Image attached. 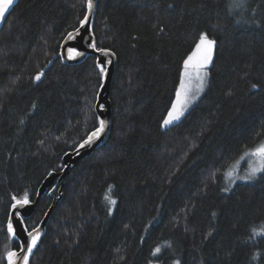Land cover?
Returning <instances> with one entry per match:
<instances>
[{
    "label": "trees",
    "instance_id": "1",
    "mask_svg": "<svg viewBox=\"0 0 264 264\" xmlns=\"http://www.w3.org/2000/svg\"><path fill=\"white\" fill-rule=\"evenodd\" d=\"M231 2L99 0L97 47L118 57L111 135L72 169L61 200L46 194L26 220L34 229L55 206L30 264H264V173L227 182L264 143V0ZM86 14V0H19L0 30V264L18 250L12 197L35 201L99 126L97 59L61 57ZM201 33L216 40L208 86L165 129Z\"/></svg>",
    "mask_w": 264,
    "mask_h": 264
},
{
    "label": "snow or ice",
    "instance_id": "2",
    "mask_svg": "<svg viewBox=\"0 0 264 264\" xmlns=\"http://www.w3.org/2000/svg\"><path fill=\"white\" fill-rule=\"evenodd\" d=\"M14 0H0V22H3L5 19L6 13L9 12V9L13 6ZM244 6V0H232L231 7L239 8ZM86 7L89 14L93 9V0H86ZM88 20V16H85L82 24L86 23ZM79 30H77L78 32ZM69 38H72V33H69ZM216 45V40L209 38L207 33H201L199 37V41L195 46L194 51L189 55V57L184 62V72L182 74V78L180 81V85L178 90L176 91V99L172 104L170 111L168 112L167 118L163 121L165 126L171 124L173 121L179 120L180 117L184 114L186 107L196 98V96L190 95L191 87L186 84L185 78L190 79V74L188 72L189 67H193L197 70L206 69L208 65L211 64L213 53ZM92 48L96 49L95 44L90 45ZM104 56H108L109 54L115 55V53L111 52L108 49L99 48L96 49ZM69 58L75 59L77 56H83L84 53L78 51L75 48H70L67 50ZM106 63H111V61H106ZM97 68L99 69V73L101 77H105L107 75V69L104 64H101L97 61ZM208 73L204 71L202 74L197 71L196 80L198 81L196 85V94L203 90V87L206 82V77ZM43 76V72H39L34 79L39 81ZM258 85L253 84L252 88H257ZM35 107V106H33ZM106 127V122L101 119L99 121V126L95 131L91 132V134L84 140V142L80 145V147H84L85 145H90L95 139H97L100 134L104 131ZM247 157H256L257 164L254 167H250L247 175L240 177L243 180H251L254 179L258 174L264 173V143H260L256 145L253 149L244 153ZM228 175L231 177V173ZM227 190V189H226ZM110 191V189H109ZM12 199L15 203L12 204V209L16 210L17 221L16 225L22 227V230L27 233V239L21 238L20 234L17 232L16 225L13 223V219L9 217L7 223V232L10 236L17 241L18 251L12 250L7 251L4 260L6 264H30V256L32 255L33 249L37 245V241L40 238V234L36 231L34 235L33 232L27 231L26 226L23 225L24 216L20 213L19 209L23 208L25 205L30 203V199L27 193L24 194L22 199H17V197L13 196ZM106 199L109 200L111 204H115L116 201L111 199L110 196H106ZM19 206V208H18ZM211 235V233H209ZM161 252V248L158 246L154 249L153 255H158ZM175 264H180V261L177 260Z\"/></svg>",
    "mask_w": 264,
    "mask_h": 264
},
{
    "label": "water",
    "instance_id": "3",
    "mask_svg": "<svg viewBox=\"0 0 264 264\" xmlns=\"http://www.w3.org/2000/svg\"><path fill=\"white\" fill-rule=\"evenodd\" d=\"M18 1L19 0H14L13 6L9 9V12L6 13L5 15L4 21L0 22V30L3 28L9 14L18 4ZM98 2L99 0H93V9L90 14L87 11L86 16H88V20L86 23L81 24V26L77 29L79 31L77 32V30H75L71 32L72 38H69V35H67V37L64 39L61 45V57L64 63L68 65H78L85 62L89 57L92 56L95 57L97 61H99L101 64H104L106 66L107 75L103 77L102 86L95 106L96 114L99 120L103 119L106 122V127L104 131L100 134V136L97 139H95L90 145H85L84 147H80V145L84 142L83 141L74 151L67 153L63 157V170L60 173H55V172L51 173L45 179L42 186L40 187L35 201H30L28 205H25L23 208L19 209L20 213L24 216L23 225L26 226L27 231L33 232L34 235L36 234V231H38L40 234V238L37 241L36 247H38L40 239L46 234L48 224L51 220L53 211L55 209L54 205L51 206V208L49 209L43 220L40 222V224L36 228L30 230L26 225V220L33 217L39 205L40 199L46 194H48L49 197H52L54 193L58 191L60 195L58 201H60L65 186V179L70 174L72 169H74L81 160L92 156L99 148L103 147L107 143L111 135L112 122H113L111 93H112V86L114 82L115 73L118 67V57L116 54L115 55L109 54L108 56H104L102 53L96 50L98 49V47H97V39L94 34V25H95L96 14L98 11ZM92 44H95L96 49L90 46ZM70 48H75L78 51L83 52L84 55L77 56L75 59L69 58L67 50ZM106 61H111V63H106ZM10 217L13 219L14 225H16V221L18 219L16 216V210L11 208ZM16 228L21 238L27 239V233L22 230V227L16 225Z\"/></svg>",
    "mask_w": 264,
    "mask_h": 264
},
{
    "label": "rangeland",
    "instance_id": "4",
    "mask_svg": "<svg viewBox=\"0 0 264 264\" xmlns=\"http://www.w3.org/2000/svg\"><path fill=\"white\" fill-rule=\"evenodd\" d=\"M215 48H216V45H215ZM214 52H215V49H214ZM213 57H214V53H213ZM212 62H213V58H212ZM212 62L210 65L207 66L206 69L197 70L191 66L189 67L188 72L190 74V79L186 77L185 82L187 85H189L191 87L190 95L194 94L196 96V98L186 107L184 114L180 117L179 120L173 121L171 124H169L167 126H165L163 124V127L165 129L179 123L185 117V115L190 111V109L193 107V105L202 97V95L204 94V92L208 86V83H209V77H210V71L209 70H210V67L212 65ZM197 71H199L201 74L204 71H207V73H208V75L206 77L205 85L203 87V90L200 91L198 94H196V85L198 83V81L196 80ZM183 72H184V68H183ZM257 162L258 161H257L256 157H247L244 155L240 159V161L237 162L233 167H231V169L228 170V172H227V176H228L227 182H228L229 187H234L237 183H241V182L247 183V182H252L253 180H255L260 174H258L254 179H251V180H243V179H240V177L247 175L250 167L256 166ZM229 172L232 174L231 177L228 175Z\"/></svg>",
    "mask_w": 264,
    "mask_h": 264
}]
</instances>
